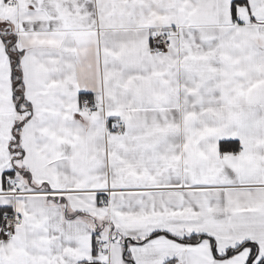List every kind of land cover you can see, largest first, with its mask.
<instances>
[{
	"label": "snow or ice",
	"instance_id": "obj_1",
	"mask_svg": "<svg viewBox=\"0 0 264 264\" xmlns=\"http://www.w3.org/2000/svg\"><path fill=\"white\" fill-rule=\"evenodd\" d=\"M0 264H264V0H0Z\"/></svg>",
	"mask_w": 264,
	"mask_h": 264
}]
</instances>
